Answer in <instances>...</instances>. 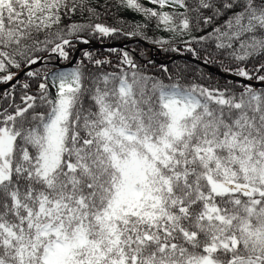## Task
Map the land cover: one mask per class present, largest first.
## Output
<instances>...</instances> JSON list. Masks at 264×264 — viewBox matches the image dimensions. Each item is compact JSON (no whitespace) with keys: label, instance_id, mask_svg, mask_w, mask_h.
<instances>
[{"label":"snow or ice","instance_id":"obj_1","mask_svg":"<svg viewBox=\"0 0 264 264\" xmlns=\"http://www.w3.org/2000/svg\"><path fill=\"white\" fill-rule=\"evenodd\" d=\"M120 4L224 76L78 48L147 39L106 0H0V264H264V0Z\"/></svg>","mask_w":264,"mask_h":264},{"label":"trees","instance_id":"obj_2","mask_svg":"<svg viewBox=\"0 0 264 264\" xmlns=\"http://www.w3.org/2000/svg\"><path fill=\"white\" fill-rule=\"evenodd\" d=\"M100 2L103 4L105 2V0H100ZM106 2L108 5L107 14L104 15V17H103V19L106 22L115 24L117 21H126L128 25H134L136 23H148V27L145 30V35L147 36V39H145L143 37H135V38L128 39V40H132V39L138 40V41H135V42L127 45L129 50H135L134 58L136 59L137 63H139V64L147 63V60L145 59V57H147V59L152 60L158 66V65L163 64L160 61H163V60L170 58L175 53L178 54L177 52H172L170 50L162 49L160 45L152 43L153 40H160V39L170 40L173 42L174 46L179 47L181 50H184L185 44L182 41L188 40L189 38L187 36L182 37V38L178 37V36L174 37L170 33H166V32H163V31L156 29L154 21L146 22L141 14L136 13L132 10H128V9L123 8L120 4V0H106ZM140 2L145 4L146 6L151 7V5L147 4V0H140ZM102 11H103V9H102ZM119 41H124V40H118V41H114V42H119ZM79 45H81V44H78L77 47ZM88 50L89 51H92V50L103 51L105 49L102 48V49H88ZM141 53H143V55H141ZM80 56H82V52H79L77 58H79ZM185 64L189 65L190 69L199 68V70L205 76L210 75L216 79L221 78L217 75L209 73L205 68H203V67H201L195 63H192L188 60L181 59V58L173 59L171 62H169L168 64H164V65H167L170 69H174L177 65H180L181 67H183ZM213 66L219 68L216 65H213ZM13 71H15V69H13ZM151 71L154 74H157V75L160 74L158 68L157 69H151ZM192 74H193V76L196 75L195 72H193ZM21 79H23V77H21ZM257 87H260V86H257Z\"/></svg>","mask_w":264,"mask_h":264},{"label":"water","instance_id":"obj_3","mask_svg":"<svg viewBox=\"0 0 264 264\" xmlns=\"http://www.w3.org/2000/svg\"><path fill=\"white\" fill-rule=\"evenodd\" d=\"M135 41H138V40H135V39L133 40V39H132V40H126V41H121V42H106L105 45H101V44H99V43H92L90 46H85V45H82V44H81V45L78 46V48H81V49H84V48L90 49V48H94V47H97V48H106L108 43H112V44H115V45H120V44H122V43L129 44V43H132V42H135ZM151 49H152V48H151ZM157 53H158V52H157ZM78 54H79V52H76V53L74 54L76 58H77ZM175 57H176V56H172V57L170 58V60L174 59ZM177 57H182V58H185V59H187V60H189V61H191V62H193V63H196V64H198V65H200V66H202V67L208 69L211 73L217 74V75H219V76H221V77L224 76V74H223L222 72H220L217 68H215V67H213V66H204V65L202 64V62H200V61H198V60H196V59H194V58L187 57V56H182V55H178ZM170 60H168L167 62H169ZM167 62H165V63H167ZM162 63H163V62H162ZM254 83H256V86H260L257 82H254ZM3 87H5V86H3V85L0 86V88H3Z\"/></svg>","mask_w":264,"mask_h":264},{"label":"rangeland","instance_id":"obj_4","mask_svg":"<svg viewBox=\"0 0 264 264\" xmlns=\"http://www.w3.org/2000/svg\"><path fill=\"white\" fill-rule=\"evenodd\" d=\"M125 41V40H124ZM119 42H121V41H119ZM93 43H98V42H93ZM133 43V42H132ZM129 44H131V43H129ZM128 45V44H127ZM127 48H128V46H127ZM90 49H102V48H97V47H94V48H90ZM104 49H106V48H104ZM181 53V54H180ZM180 53H178V54H173L172 56H176L174 59H178V58H181V59H185V58H182V57H177L178 55H182V56H187V57H191V58H194V57H192V56H190L185 50H181V52ZM171 56V57H172ZM78 57V56H77ZM170 57V58H171ZM170 58H168V59H166V60H163V61H160V62H163V64H168L169 62H171L172 60H170ZM194 59H196V58H194ZM168 60H170L169 62H167ZM185 60H187V59H185ZM189 61V60H188ZM165 62H167V63H165ZM191 62V61H190ZM193 63V62H192ZM196 64V63H195ZM198 65V64H197ZM200 66V65H199ZM213 66V65H212ZM202 67V66H201ZM213 67H215V66H213ZM204 68V67H203ZM215 68H217V67H215ZM206 69V68H205ZM220 72H221V70L219 69V68H217ZM209 73H211L208 69H206ZM212 74H214V73H212ZM214 75H217V74H214ZM217 76H219V75H217ZM219 77H221V76H219ZM1 86V85H0Z\"/></svg>","mask_w":264,"mask_h":264}]
</instances>
